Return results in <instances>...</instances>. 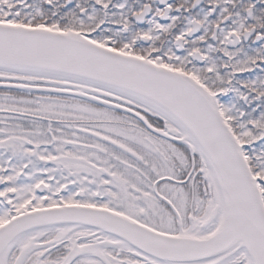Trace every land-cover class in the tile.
Wrapping results in <instances>:
<instances>
[{"label": "snow or ice", "instance_id": "obj_1", "mask_svg": "<svg viewBox=\"0 0 264 264\" xmlns=\"http://www.w3.org/2000/svg\"><path fill=\"white\" fill-rule=\"evenodd\" d=\"M0 264H264V0H0Z\"/></svg>", "mask_w": 264, "mask_h": 264}]
</instances>
